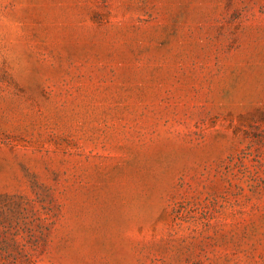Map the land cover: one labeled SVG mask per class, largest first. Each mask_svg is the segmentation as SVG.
Segmentation results:
<instances>
[{
    "label": "rangeland",
    "instance_id": "1",
    "mask_svg": "<svg viewBox=\"0 0 264 264\" xmlns=\"http://www.w3.org/2000/svg\"><path fill=\"white\" fill-rule=\"evenodd\" d=\"M0 264H264V0H0Z\"/></svg>",
    "mask_w": 264,
    "mask_h": 264
}]
</instances>
